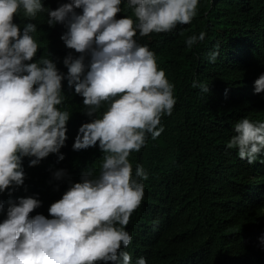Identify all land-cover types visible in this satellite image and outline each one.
<instances>
[{
	"label": "clouds",
	"instance_id": "obj_1",
	"mask_svg": "<svg viewBox=\"0 0 264 264\" xmlns=\"http://www.w3.org/2000/svg\"><path fill=\"white\" fill-rule=\"evenodd\" d=\"M53 0H0V264H132L127 248L132 236L126 230L132 213L144 197L148 178L140 164L129 160L163 132L161 118L171 115L176 99L174 85L159 69L155 53L135 39L152 33H171L177 25L192 22L198 0H126L130 16L117 19L122 0H66L50 10ZM125 2V0H124ZM81 8L82 14L75 9ZM47 12V24L67 26L61 36L65 45L80 55L69 54V87L81 95L87 115L95 118L79 128L73 150H86L97 143L104 154L100 174L84 172L49 209L51 218L31 216L41 201L10 199L11 191L26 179L24 157H34L35 166L65 145L70 112L58 106L65 101V79L51 58L34 60L38 14ZM205 33L186 40L189 48L203 41ZM87 58V62H86ZM217 52L209 59L213 62ZM204 93L207 84L193 83ZM264 92V74L255 83L237 90L248 102ZM107 104L102 116L96 114ZM227 148L237 149L247 160L246 199L257 208L253 230L255 244L264 251V177L253 165L264 151V122L248 118L234 125ZM264 162V161H261ZM66 175L54 173L59 180ZM8 191L9 194L4 192ZM243 242V240L238 241ZM247 257V256H246ZM248 264H264L261 257L248 255ZM137 264H147L140 257Z\"/></svg>",
	"mask_w": 264,
	"mask_h": 264
},
{
	"label": "trees",
	"instance_id": "obj_2",
	"mask_svg": "<svg viewBox=\"0 0 264 264\" xmlns=\"http://www.w3.org/2000/svg\"><path fill=\"white\" fill-rule=\"evenodd\" d=\"M68 2L70 0L65 3ZM60 5L53 0L46 8L55 10ZM120 7L117 19L125 16L136 19L126 0H122ZM75 11L82 14L81 8ZM47 18V12L38 14L36 34L40 47L31 62L41 57L51 58L65 76L62 80L65 101L58 106L71 113L66 125L67 139L59 150L64 159L59 160L58 153H50L38 165L29 166L34 157H24V184L11 194L4 193L15 203L21 197L40 200L41 206L30 215L51 218L50 205L61 199L73 183L81 182L84 172H92L93 178L99 176L104 154L98 143L86 150H73L79 128L91 122L95 115L86 114L84 98L75 92L74 85H68V68L63 61L69 54L74 58L80 54L61 39L67 26L59 23L49 26ZM201 32L205 33L204 40L189 48L186 40ZM135 39L155 53L156 61L160 60L159 69L174 85L176 103L172 114L161 118L164 130L160 136L152 139L149 134L146 145L129 156L133 170L140 164L148 178L143 181V201L126 226L132 241L122 251L130 253L132 264H137L140 257L145 258L147 264H248V255L261 257L264 251L256 246L254 237L246 239L251 235L258 211L244 198L248 181V172L244 171L246 163L239 158L237 149H229L225 143L236 134L234 125L239 120L264 122V92L253 102L237 93L240 86L255 83L264 74V0H198L197 15L190 24L177 25L171 33H152L144 37L137 33ZM171 51L174 54H170ZM213 52H217L214 62L209 59ZM194 82L208 83L209 92L193 87ZM106 108L107 104L102 105L96 117H101ZM263 152L253 166L254 172L264 177ZM60 169L65 170L66 175L57 180L54 173ZM213 224L218 226L216 230ZM241 240L244 243H237Z\"/></svg>",
	"mask_w": 264,
	"mask_h": 264
},
{
	"label": "bare ground",
	"instance_id": "obj_3",
	"mask_svg": "<svg viewBox=\"0 0 264 264\" xmlns=\"http://www.w3.org/2000/svg\"><path fill=\"white\" fill-rule=\"evenodd\" d=\"M217 18H218V17H217ZM235 26H237V25H235ZM244 27H245V26H244ZM139 36H140V35H139ZM39 39H40V38H39ZM140 41H141V40H140ZM142 41H143V40H142ZM141 43H142V42H141ZM139 44H140V43H139ZM219 44H220V43H219ZM140 45H141V44H140ZM142 45H144V44H142ZM153 47H154V46H153ZM150 48H152V47H150ZM171 48H172V47H171ZM228 48H229V47H228ZM172 49H174V47H173ZM172 49H171V50H172ZM168 51H169V50H168ZM173 52H174V51H173ZM169 53H170V52H169ZM170 54H174V53H172V51H171ZM163 55H164V54H163ZM166 55H168V52H167ZM161 56H162V55H161ZM172 56H173V55H172ZM202 56H203V54H202ZM243 56H244V55H243ZM243 56H242V57H243ZM245 56H246V55H245ZM158 57H159V56H158ZM158 57H157V58H158ZM162 57H163V56H162ZM166 57H168V56H166ZM168 58H169V57H168ZM168 58H167V59H168ZM174 58H176V57H174ZM159 59H161V57H160ZM162 59H163V58H162ZM170 59H171V58H170ZM204 59H205V58H204ZM163 60H164V59H163ZM165 60H166V59H165ZM171 60H172V59H171ZM244 60H245V59H244ZM158 61H160V60H158ZM158 61H157V64H158ZM169 61H170V60H169ZM247 61L249 62V60H247ZM247 61L245 62V64L247 63ZM162 62H163V61H162ZM234 63H235V62H234ZM237 64H238V63H237ZM248 64H249V63H248ZM159 65H160V64H159ZM238 65H239V64H238ZM241 65H242V63H241ZM163 66H164V65H163ZM165 66H166V64H165ZM163 69H164V68H163ZM171 69H172V68H171ZM171 69H170V71H171ZM239 69H240V68H239ZM161 70H162V69H161ZM168 70H169V69H168ZM241 70H243V69H241ZM170 71H169V72H170ZM234 71L236 72V70H234ZM242 72H243V71H242ZM229 73H230V72H229ZM229 73H226L227 76L230 75ZM231 73H232V72H231ZM171 74H172V73H171ZM228 74H229V75H228ZM236 74H238V73H236ZM241 75H242V74H241ZM171 76H172V75H171ZM236 76H237V75H235V77H236ZM238 76H240V75H238ZM232 77H233V76H232ZM258 78H259V77H258ZM227 96H228V95H227ZM229 96H230V94H229ZM231 96H232V94H231ZM235 101H236V100H235ZM252 102H253V101H252ZM211 103H212V102H211ZM229 103H230V101H229ZM231 104H233V103H231ZM239 104H240V102H239ZM249 104H250V103H249ZM209 105H211V104H209ZM229 105H230V104H229ZM236 105H237V104L235 103V106H236ZM246 105H247V103H246ZM209 107H210V106H209ZM220 107H222V106H220ZM225 107H226V106H224V108H225ZM231 107H232V106H231ZM215 108H216V107H215ZM250 108H251V107H250ZM209 109H211V107H210ZM218 109H219V108H218ZM218 109H217V110H218ZM227 109H228V108H227ZM225 110H226V108H225ZM208 111H209V110H208ZM219 111H220V110H219ZM215 112H217V111H215ZM234 116H235V115H234ZM234 116H233V117H234ZM235 117H236V116H235ZM229 121H230V119H229ZM229 121H228V122H229ZM231 121H232V120H231ZM229 123H230V122H229ZM229 123H228V124H229ZM230 124H231V123H230ZM225 125H226V123H225ZM223 126H224V125H223ZM224 136H225V135H224ZM201 138H202V137H201ZM221 138H222V137H221ZM223 138H224V137H223ZM225 138H227V137H225ZM225 138H224V139H225ZM227 139H229V138H227ZM200 140H201V139H200ZM202 140H204V139H202ZM229 140H230V139H229ZM204 141H205V140H204ZM207 141H208V140H207ZM203 143H204V142H203ZM203 143H202V144H203ZM199 144H200V142H199ZM202 144H201V145H202ZM220 144H221V143H220ZM203 145H204V144H203ZM225 145H227V144L225 143ZM205 146H206V144H205ZM202 147H203V146H202ZM202 147H201V148H202ZM205 148H206V147H205ZM233 151H235V150H233ZM236 151H237V150H236ZM231 152H232V151H231ZM263 153H264V152H263ZM229 156H232V153H231ZM229 158H230V157H229ZM233 159H234V158H233ZM233 159H231V160H233ZM231 162H232V161H231ZM41 163L43 164V162H41ZM245 163H246V162H245ZM234 177H235V176H234ZM163 190H164V189H163ZM163 190H162V192H163ZM165 190H166V189H165ZM162 194H163V193H162ZM244 198H245V197H244ZM155 201H157V199H156ZM244 202H245V200H243V202H240L241 205H242V203H244ZM251 204H252V203H251ZM251 204H250V205H251ZM250 205H249V206H250ZM243 206H244V205H242V207H243ZM245 206H246V205H245ZM249 206H248V207H249ZM238 207H239V204H238ZM242 207H240L241 210H242ZM240 208H238V209H240ZM234 209H235V207H234ZM256 209H257V208H256ZM261 209H262V208H261ZM249 213H250V212H249ZM255 214H256V213H255ZM231 215H232V214H231ZM216 216H217V215H216ZM255 217H256V216H255ZM161 220H162V219H161ZM214 221H215V220H214ZM215 224H217V223H215ZM215 224H213V227H215V230H216V227H218V226H216ZM223 225H225V223H224ZM230 226H232V225H230ZM234 226H236V225L234 224ZM224 227L227 228V226H224ZM228 228H229V226H228ZM209 230H210V229H209ZM251 232H252V231H251ZM242 233H243V232H242ZM247 233H248V232H247ZM145 234H146V233H145ZM149 234L151 235V233H149ZM238 234H239V233H238ZM241 235L243 236L244 234H241ZM247 235H248V234H247ZM236 236H237V235H236ZM238 236H239V235H238ZM244 236H245V235H244ZM244 236H243V237H244ZM249 236H250V235H249ZM153 237H154V236H153ZM156 237H157V236H156ZM246 237H247V236H246ZM147 238H148V237H147ZM232 239H233V237H232ZM238 239H239V238H238ZM227 240H228V238H227ZM230 240H231V238H230ZM243 240H244V239H243ZM245 240H246V239H245ZM138 241H139V240H138ZM144 241H145V240H143V242H144ZM147 241H148V240H147ZM150 241H151V239H150ZM248 241H249V240H248ZM228 242H229V241H228ZM234 242H235V241H233V243H234ZM237 242H238V241H237ZM246 242H247V241H246ZM251 242H252V241H251ZM135 243H136V242H135ZM140 243H141V242H140ZM225 243H226V242H224V244H225ZM243 243H244V242H243ZM137 244H138V243H137ZM137 244H136V245H137ZM141 244H142V243H141ZM224 244H223V245H224ZM231 244H232V243H231ZM138 245H140V244H138ZM144 245H149V244H146V243H145ZM233 245H234V244H233ZM236 245L238 246V244H236ZM239 245H242V243L239 244ZM133 246H134V245H133ZM227 246H228V245H227ZM243 246H244V245H243ZM137 247H138V246H137ZM141 247H142V246H141ZM227 248H228V247H227ZM230 248H231V247H230ZM232 249H233V247H232ZM227 250H228V249H227ZM239 250H240V249H239ZM151 251H152V250H151ZM225 252H226V250H225ZM227 252H229V251H227ZM232 252H234V251L232 250ZM232 252H231V253H232ZM238 252H239V251H238ZM261 252H262V251H261ZM201 253H203V252H201ZM231 253H230V254H231ZM242 253H243V251H242ZM242 253H241V254H242ZM247 254H248V253H247ZM233 255H234V254H233ZM238 255H239V254H238ZM236 256H237V255H236ZM236 256H235V258H236ZM242 257H243V255H242ZM242 257H240V259H241ZM233 258H234V257H233ZM242 260H243V259H242ZM238 263H239V262H238Z\"/></svg>",
	"mask_w": 264,
	"mask_h": 264
}]
</instances>
